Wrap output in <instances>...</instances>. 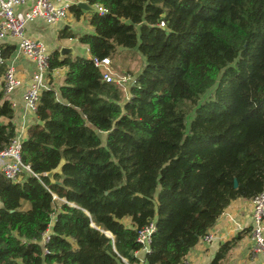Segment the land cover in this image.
Segmentation results:
<instances>
[{"label":"trees","instance_id":"obj_1","mask_svg":"<svg viewBox=\"0 0 264 264\" xmlns=\"http://www.w3.org/2000/svg\"><path fill=\"white\" fill-rule=\"evenodd\" d=\"M87 2L105 9L91 11L92 31L58 36L76 37L88 55L49 54L63 81L41 90L43 124L21 142L38 177L0 172V264H138L150 225L144 264H181L232 200L264 187V0ZM136 45L145 64L133 83L99 77L93 57ZM13 115L0 90V150Z\"/></svg>","mask_w":264,"mask_h":264},{"label":"built area","instance_id":"obj_2","mask_svg":"<svg viewBox=\"0 0 264 264\" xmlns=\"http://www.w3.org/2000/svg\"><path fill=\"white\" fill-rule=\"evenodd\" d=\"M27 1L0 0V65L5 66L2 74L3 82L1 89L7 95L21 84L14 66L8 64L2 55L5 41L8 39L16 40L18 53L27 57L34 65L30 83L23 92V101L35 113L41 90L51 87V84L47 82L49 53L43 42L26 36L25 26L29 21L36 18L42 19L47 24H54L64 20L69 14L71 4L62 0H32L29 7L25 9L17 8L23 6ZM91 6L99 13L105 11L97 3ZM159 26H164V22L160 21ZM92 60L95 70L99 73V77L106 82H114L124 86L127 80L131 79L129 76L115 75L110 70L111 60L109 57L100 59L93 57ZM133 82L134 79H132L131 83ZM24 138V131L15 129V134L9 144L0 150V172L5 178L13 182L19 181L24 175L38 177V174L33 172L30 166L21 159L20 148ZM52 197L55 200L65 201L58 198L55 194H52ZM250 218L249 253L253 257L262 256V263L264 264V187L251 198ZM152 230L153 226L150 225L139 231L138 241L142 243L140 250H145V253L148 251ZM220 237L216 232L208 230L199 240L203 243H210L213 240L221 239ZM48 238V234L45 233L42 241H46ZM125 263L129 264L126 261ZM138 264H144V259H139ZM181 264H192V262L185 258Z\"/></svg>","mask_w":264,"mask_h":264},{"label":"crops","instance_id":"obj_3","mask_svg":"<svg viewBox=\"0 0 264 264\" xmlns=\"http://www.w3.org/2000/svg\"><path fill=\"white\" fill-rule=\"evenodd\" d=\"M32 0H28L23 6L17 7L18 9H25L29 7ZM63 2H68L71 5L75 4L79 0H62ZM86 1L87 0H83ZM82 10V9H81ZM84 10H82L83 12ZM83 13H81L82 15ZM80 16H76L71 10L69 11L68 16L57 23L47 24L42 19L36 18L29 21L25 26V34L31 39L39 40L43 42L48 53L50 54L55 49H58L60 46H67L65 44L57 45L55 42V37L57 39H64L58 36L61 29H72V24L75 23V20H79ZM90 15H88L89 21ZM79 22V21H78ZM44 29V32L40 29ZM92 29V26L90 25ZM88 31V30H87ZM52 33V34H51ZM71 39V38H68ZM4 46H11L12 52L9 57L6 59L8 64H11L15 68L17 77L21 80V84L12 92L8 93L6 97L11 102L14 115L12 121L15 125L16 130H23L24 135L26 136L27 127L37 120L36 115L31 111L23 101V92L25 88L30 83L32 73L34 71V65L31 60L27 57L21 55L17 51L16 40L8 39L5 41ZM69 46V45H68ZM74 49V53H77V50L74 46H71ZM84 54L88 55L87 47L84 48ZM55 70H52L53 72ZM62 72H65V68L61 69ZM48 74L47 82L51 84L52 87L57 88L61 85L63 77H61V82L57 83L56 78L52 76V73ZM3 78L0 75V90H2ZM0 121L6 123V119H0ZM250 212H251V198H236L230 202V204L222 211L215 224L209 229L210 231L216 232L220 235L221 239L213 240L210 243H203L196 247L195 244L186 256V260L192 262V264H210L213 256L218 250L219 246L231 239H233L239 232H241V237L238 239L236 244L230 249V257H227V261L223 264H263L262 256L253 257L249 253V229H250ZM135 255L141 260L144 259L145 250H139ZM225 259V257H224ZM223 259V260H224Z\"/></svg>","mask_w":264,"mask_h":264},{"label":"rangeland","instance_id":"obj_4","mask_svg":"<svg viewBox=\"0 0 264 264\" xmlns=\"http://www.w3.org/2000/svg\"><path fill=\"white\" fill-rule=\"evenodd\" d=\"M83 14L81 15L79 20H75L72 24V29L74 33H81V32H91L92 29L90 28V24L88 19V15L91 14V11H83ZM79 21V22H78ZM44 32V29H40V31ZM88 30V31H87ZM52 34V33H51ZM55 42L57 45H69L74 46L77 50L78 54L85 55L84 54V48L85 46L80 44L76 37L68 39H57L55 37ZM111 63H110V70L115 74L119 76H129L131 79L127 82H131L132 79H135V76L141 71L145 64V56L142 54L140 49L138 48V45L128 48V47H117L116 53L110 57ZM62 68L54 69L55 71L51 72L52 76L56 78V82H61V77L64 76L65 72L61 71ZM50 73V71H49ZM127 87V86H126ZM126 89V88H125ZM127 93V89L125 90ZM59 201V200H57ZM121 221L130 226L131 221L129 217H123ZM203 242L199 240L197 244L195 245L198 247L199 245H202ZM230 250L226 253L225 259L223 262H226L228 259L227 257H230ZM214 257V256H213Z\"/></svg>","mask_w":264,"mask_h":264},{"label":"water","instance_id":"obj_5","mask_svg":"<svg viewBox=\"0 0 264 264\" xmlns=\"http://www.w3.org/2000/svg\"><path fill=\"white\" fill-rule=\"evenodd\" d=\"M75 5L84 10V11H93L94 8L86 1H83V0H79L75 3ZM58 51L60 53V55H63V54H74V49L71 47V46H60L58 48ZM36 123L38 124H43V121L38 119L36 120ZM54 170H51L49 172L46 173L47 176L51 177L52 174H53ZM237 185V181L234 179V186ZM108 236H110V233L108 231L105 232Z\"/></svg>","mask_w":264,"mask_h":264}]
</instances>
